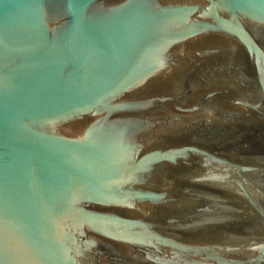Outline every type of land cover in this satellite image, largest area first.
Returning a JSON list of instances; mask_svg holds the SVG:
<instances>
[{
  "label": "water",
  "instance_id": "1",
  "mask_svg": "<svg viewBox=\"0 0 264 264\" xmlns=\"http://www.w3.org/2000/svg\"><path fill=\"white\" fill-rule=\"evenodd\" d=\"M0 264H264V0H0Z\"/></svg>",
  "mask_w": 264,
  "mask_h": 264
}]
</instances>
